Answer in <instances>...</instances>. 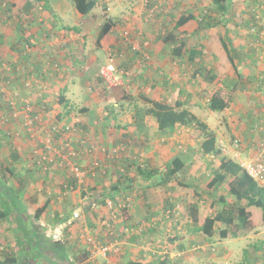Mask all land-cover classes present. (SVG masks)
I'll use <instances>...</instances> for the list:
<instances>
[{"label": "rangeland", "instance_id": "rangeland-1", "mask_svg": "<svg viewBox=\"0 0 264 264\" xmlns=\"http://www.w3.org/2000/svg\"><path fill=\"white\" fill-rule=\"evenodd\" d=\"M191 1L207 4L206 0H98L96 6L90 11L89 14L81 15L75 11L74 7H72L73 3L71 0H50V10H46L42 8L40 4H38L35 5L34 8L29 12L25 11L23 8L25 0H0L1 8L6 6L10 7V9L12 10V12H10L7 8H5L7 9L6 12H0L2 13L0 15V18H3L0 23V33H3L5 36L9 35L12 40V37H17L16 35L26 38L32 36V38H35L43 36L44 32L45 34L43 37L54 36L52 38L53 41L55 42V44H61L60 46L71 43V41L73 40L77 44L75 45L77 51L75 52L76 57L74 60H77L79 68L83 63H85L86 67H90L92 65V62L89 60V58L86 57L87 59L85 61L82 58V55H79V42H85L88 45L89 41L96 38V34L99 30L100 24H102L104 20H107V18H111L116 24L119 25L118 27H121L120 32L123 30V33H128V36H130L129 39L133 41L132 43H134L135 46L139 47L141 46L140 44H143L145 46L146 43H148L150 46L147 50H144L143 52L141 51L142 53H144L142 57L138 56L136 57L137 59H132V67H127V69H124L126 67L121 66V62L117 63L118 60L116 56H112L111 54V57H108L104 49L100 50L99 63H103L101 66H104L107 63H112V65H114V67L116 68L117 72L115 74L118 76L117 78L119 79L120 83L114 86H109L106 84V86L103 82L101 83L99 81L100 84H98L97 87L98 90L102 92V96L104 94L105 98H102V100L106 106L110 107L114 102H117L118 105L114 107L112 106L114 113L116 112L115 110H119L118 114L121 113V110L119 108L120 102H123L124 105L127 102H129V105H133L132 107L130 106V109H125L126 112H124V114L131 115V112H134L136 110V113H138V115H136V119H138L139 123L143 124L141 127L144 129L145 126L148 127L149 125L154 124V118L150 114L144 112L143 105L146 104V102L142 104L143 100L139 97V95H153L154 97L156 95V90H158L162 85L165 86L164 89H166L171 82V75L169 76L167 72H160L159 74H155V72L157 71L164 70L165 67H162L161 64L165 61L166 55L164 54V52H159L158 50L154 51L155 46H151V42L155 39L156 36H158V34H165V30L172 27V18L177 17L178 6H184V8L187 9L189 7L187 4ZM231 4L232 13L238 12V8H240L241 6L244 9H247L246 14L248 15V21H251L252 8L256 6V4H264V0H233L231 1ZM199 13L200 12H198V14ZM7 14H9L11 17L6 18ZM62 25L64 26L62 27ZM192 25H194V23H192ZM190 26L191 25L186 26V28H189ZM31 27H34L35 29H31L30 32H26L29 31ZM44 27H47L48 30L45 31ZM246 28L249 30V25H247ZM245 34H248V32H246ZM259 34L263 35L264 37V32H259ZM145 39L147 40L145 41ZM31 40L37 42L36 45L42 43V39L40 41L34 39ZM196 41L197 43H199L198 36H194V38L190 39L191 44H194ZM160 43V45H162V48L168 51L167 47L162 42ZM11 44L14 43L6 42L2 43V45L0 44V55L7 60L8 55L10 54L12 56L15 51L14 49H11L13 48ZM46 47L48 48V46ZM158 47L159 46L156 45L155 49H158ZM52 51H56V53L59 52V50H56V48H52ZM64 51L66 50L64 49ZM37 59L35 58V60ZM109 59H111V61ZM45 63V65L51 64L50 60ZM255 63L256 62L254 60L252 64L254 68ZM157 64L158 68L155 69L153 66ZM31 66V63L28 62L23 66L21 65L19 72H11L10 75L17 76L16 78L18 79L20 78L22 82H24L23 87L26 88L28 84H30V76L28 75V72L31 71ZM64 66L65 63L61 61V73H59L58 75L64 73ZM235 67H238V65H235ZM99 69L98 71L96 70L98 78H100ZM45 70L46 67L42 65V72H45ZM46 71L47 73H55L52 70L48 71V69ZM125 72H129V75H127ZM142 72H145L146 78L140 80L139 77L140 73ZM242 77L243 76L234 77L232 79L235 81H241ZM36 81L38 82L39 80ZM92 82H95L96 84L99 83L95 79H93ZM141 83L142 90L141 92H139L136 90V85H139ZM254 84L256 83L254 82ZM37 87L38 86H35L34 88L36 89ZM11 89L14 90L9 82H7L5 79L0 80V114H7L8 117H10V120L0 122V163L3 166H7V157L8 153H10V149H12L13 152L15 151L17 156V162L10 165V168L14 170L13 174L9 175V178L3 183L5 187H0V206L3 209L9 208V206H11L9 204V201L12 199L16 200L18 196H22L24 197V199L20 203H18L19 199L17 203H12L14 206V210H9V216L4 219L6 230L5 233L0 235V246L3 245L7 247L2 246V248L0 247V250H2L3 248H5V250H8L14 247L16 251L19 250L21 252L22 256L30 255L35 259L39 258V264H45L44 261L41 260V256L42 259L47 262V264H75L82 262L79 260V262L77 261V258H79L77 257V255H81L79 254L82 250L80 248H82L83 246H88L90 252L89 257L91 260H95L92 264H105L106 260L110 258L109 255H113L114 260H117L115 258L116 253H114V251H111L108 255L99 253L98 250L94 247L93 250L90 251L92 247L89 246L87 238H91L92 240H94L96 246L110 245V240L103 241L102 238L100 239L98 237L100 236L101 232L106 231L108 235L110 234L111 237H114V240H112L113 248H117L118 244H121V246L126 245L129 236L134 235V231L139 227L135 224L133 225L131 220L126 221L121 217L126 221V224H128V229H125V226H122L121 222H119V220L117 219H114L110 213L109 218L107 217V214L104 215L107 220H105L104 217L102 218L100 216V219L97 220L96 213H92L91 217L88 213L87 218H85L84 225H82L81 227L79 223L81 219L73 217V210L74 208L77 209L79 202H76L75 200L77 199L73 198L72 196L76 193H82L81 196H90V200L88 201L90 213L95 212L97 209L101 210L104 207L102 202L106 197L109 196V198L113 199L114 201H119L120 199L125 200L129 207L132 206L135 208H144L141 213L143 215H146L148 211H152V214H147V216H145V218L149 220L144 221L145 226H142L144 228L149 227L148 225H154V223L159 220V223L156 224L157 229L151 230L152 234L150 236L148 234L143 235V239H147V242L150 240V242L148 243V245L150 246L149 251L142 250V254H135V252L127 251V254H123L120 256L121 253L117 248L116 257L123 262L132 258L142 259V262L144 263L151 262L152 264H160L158 261L159 257L165 254L168 256L167 264H170V262H173L176 259H178L177 262H181V264H237L238 262L242 261L244 262V264H264V226L255 228L244 237H237L235 235H232L222 238L217 233H215L211 237L205 234L203 235V233L198 231L193 233L190 230L188 232V235H185V230L187 228L190 229V225L185 219L182 210L188 198L197 201L202 200V203L199 202V204L201 203V205H203L204 213L213 214L220 207V205L218 202L216 203V200L214 201L215 203L211 202V204H209V202L219 195L227 196V191L223 185L215 188L213 187L212 189L206 187V184L209 182L207 178H209L210 180L213 176L211 165H208L206 168H202L205 169V173H203L204 175L199 174L202 178V186H204L202 188L204 189V191H201L199 193V197L198 195L191 196V190H193V188H185L181 186L177 187L175 190L168 189L170 188L168 186V190H165L166 193L162 191L163 193H161L159 197H155V195H158L156 189L157 191L163 190L162 186H154V183H152L151 181H142L140 179V176H136L139 178L140 182H136L134 185L132 182H129L128 189L121 194L120 190H112L111 185L105 184L108 183V180L106 179L107 174L104 175L106 172L103 173L101 164L97 167V170L94 169L92 170V172H86L83 181L80 182L77 188L66 187V181H64V179H69V177H72L74 175L73 169L76 168L77 164L73 162V159L71 157L77 152H74V150L71 149L63 150L62 148H64V146L70 148L72 144L69 139L68 144L66 145L65 137L60 136L66 134L65 136L70 138L73 135H70V133H73L74 129L78 134L83 133V131L81 130V128H75L74 126H72L73 123L68 122L67 125L69 124L70 126L69 131L61 132L59 135L52 133L50 131V124H52L53 119L46 117L50 114V110H46L45 112L40 111V109L43 108L44 104L41 102L34 103V96H32V94H30L29 92L25 97H19L17 93L14 94L13 96H17V99L19 101V104H16V99L13 97L11 98V96L9 95ZM15 90L18 91L20 89ZM83 90L84 92H88L85 87ZM259 90L260 92L264 93V89L260 88ZM159 93H162V95H166L165 91H160ZM178 95L182 97L184 96V92L178 93ZM56 97L57 94L52 92L51 99L54 101V105L57 101ZM81 97L82 95H80L79 98ZM78 100V98L76 101L72 100L75 106L74 111L77 110L78 106L81 104V100ZM85 101L90 103L91 98L88 96ZM7 102L9 103V105L12 104L13 107L7 106ZM25 103L30 107L27 105L25 106ZM32 104H34V106H32ZM140 104L142 105L140 106ZM30 110L36 111V116L38 118L43 116L42 121L35 123L30 116L27 117L28 114L26 112ZM78 114L79 113H76V116ZM204 115L205 121L209 126L212 127V131H214V133L216 134L214 126L216 122L222 119V117H220L222 113L218 111H211L210 113V111L206 109ZM24 116L26 117V120L24 119ZM144 119H150V122H144ZM245 119H247V117L241 119V121L243 122L238 119H235L234 122H229L230 130L228 131L227 129L223 128L222 124L224 132H226L228 135L226 134V137H224L225 139H222L223 145L218 143V139L216 140V144H218V147L220 146V149L224 155L233 156L231 148L227 146L228 144H230L233 138L232 135H236V137L238 138V136L241 134V131H244L243 135L246 134V128H248L249 126L250 129L251 127H254L255 129H257V131L260 129L264 131V125L262 121L257 123H249ZM56 126H58L56 128H59L62 126V123H56ZM172 131H174V129ZM187 134L188 133L184 134L185 137H177V139L179 140V144L175 146V149L172 148L171 150L168 147L169 142L166 143L163 148L161 146L159 152L153 156L152 163L151 158L146 157L144 151H138L141 156L139 163L144 162L145 164L146 162H148L150 167H154L157 163L165 165V163H167L175 153H183L184 155L182 156L184 160L186 161V159H188L187 161L194 165L191 166L189 170H185L189 175V177L185 176V181L189 182V180L191 179L190 173L194 172V170L196 171L197 169V162L200 163L202 159L204 157L206 158L207 156H205L200 151V144L202 139L197 138L193 140L190 139ZM59 137L60 140L57 144L56 139ZM99 137L100 135L96 134V136L89 138L90 142L87 141L88 144L84 145L83 150L85 152H89L87 147L90 145V153H94L96 149H98L96 147L98 146L96 145V141ZM7 140H9V143L7 142ZM150 141L155 142L154 139H150ZM224 141H226V143H224ZM189 142L191 143L188 144ZM102 143L104 142L99 143V145H101ZM45 145L48 146V148L50 147L46 151H44ZM22 146L28 148V154L25 156V159H23L24 153H22L20 149ZM55 146L59 147V151L55 150L57 154L56 156L59 157L57 160L55 159L56 156H50L51 150L53 152V150L56 148ZM187 146H191L190 151H194V149H197L196 152L198 153V159H194V156H192L196 155L195 151L193 153L191 152L192 154L189 152H181V150L186 149ZM262 147L263 146H255V148L259 149H262ZM239 151L240 158L244 161H249L246 160V154L241 150ZM44 154L50 156V159L46 156V158L49 159L47 161H50V165L43 160L38 162L39 157L37 155H39L42 159V157L45 156ZM94 154L97 155V152H95ZM214 159L218 160L215 155H213L212 157L209 156V163L213 164ZM98 160L99 159L97 158L95 159V164L98 162ZM34 162H36V164ZM251 162L256 163L260 162V160H251ZM123 165L129 167L130 164H127V162L125 161ZM163 168L164 166H162V169ZM127 171L130 172L129 169ZM97 173L101 174L104 177L101 178V180H96V186H94L95 188H93V186L88 187L89 185L87 186L86 183L92 184L93 182L91 176ZM44 176H47L46 183L42 182V178ZM180 176L181 175H179V178ZM158 177L159 174L156 176V178ZM50 180L52 181L53 186L50 185ZM260 182L257 183L259 185H264V182ZM75 185L77 186V183H75ZM149 193L154 195L150 198ZM7 196H10V198L7 199ZM46 198L50 200L48 210H45L46 212L44 214H42L39 218H36L34 216V213L36 209L41 206L42 202H45L44 200ZM163 198H170L174 200V209L172 210V212L174 211V216L176 217L175 219L177 222H175L174 218L171 219L170 222L172 225L176 226V229L166 230L163 226L164 223L160 222V219H162L161 221H164L165 216H167V214L164 212L163 207L160 205V202H162ZM203 199H205L206 202H204ZM152 200L156 201L157 203L153 202ZM232 200L233 198L231 196H227V201L232 202ZM93 201L96 202L94 206ZM114 201L108 202H110L111 206H113ZM144 202H146V204H144ZM120 206L123 207L122 204ZM128 206H126L127 210ZM151 216L152 218L150 219ZM140 217L142 216L137 215V220H141ZM170 218L171 216L169 217V219ZM69 219L72 220V224L67 223ZM102 221L104 222L101 223ZM129 223H131V225ZM83 227H86V230H84ZM232 228L233 227L229 226L228 233L231 232ZM165 230L166 232H164ZM180 231H183V235L181 236L179 235V233L178 235L183 238V243L189 245L187 247L188 249H190L191 253V255L186 256V258H184V254H190L189 251H187L186 253H182V251H179L177 247L171 246V244L173 245L174 242H168L166 240L167 235H171L172 233L177 234V232ZM149 237H151V239ZM140 238L141 236L139 235L137 239ZM134 240L135 239H131V241L133 242ZM254 244H256L257 247H255ZM127 246H129V244H127ZM245 249L248 252L247 255L246 251H244ZM148 252L152 255H149ZM153 252H155V254H153ZM159 252H161V254H158ZM74 253L76 255L75 257H72ZM144 253H146V256L144 255ZM157 255H159V257H154ZM245 257L247 258L246 261H244ZM73 258L75 259V261H73ZM189 259L192 260L186 263Z\"/></svg>", "mask_w": 264, "mask_h": 264}, {"label": "crops", "instance_id": "crops-1", "mask_svg": "<svg viewBox=\"0 0 264 264\" xmlns=\"http://www.w3.org/2000/svg\"><path fill=\"white\" fill-rule=\"evenodd\" d=\"M231 1L233 0H229L228 8L227 10L223 12L216 11L217 9H215L216 7L213 5L211 0H206L207 4H203L202 2L198 3L196 1L195 2L191 1L190 3L187 4L189 6L187 8V11H192L196 16V19L189 20L179 29V30L183 29L186 32H189V36L186 42V47L183 51L184 56L182 58H180L181 56L173 57L167 50L163 49L162 45H160L161 44L160 42L162 41L161 39L160 40L158 39V36H156L152 42L150 40V42L152 43L151 46L153 47L154 46L156 47V45L159 46L158 49H155L154 47V51L158 50L159 52H164V54L166 55L165 61L161 64L162 67H165L164 70L157 71L155 72V74H159L160 72H163V73L167 72L169 76L171 75V82H170V85L166 89H164L165 86L162 85L158 90H156L155 91L156 95L154 97L153 95L151 96L139 95V97L142 98L143 100L142 104H144L145 102V99L143 98V96L151 100L165 101L168 103H173L175 100L180 99L183 101L182 107L187 108L194 115H196L200 120H202L208 125V123L205 121L204 113L206 109H208L207 101L209 99V96L218 88H223L226 91L229 90L231 92V95L229 96V99H228L229 101L227 103V106L225 107L223 111H218L222 113V115L220 116L222 117V119L216 122L214 126L216 134L214 133V131H212V127L208 125L209 129L214 133L216 140L218 139V143L221 145H223L222 139H225L224 137H226V134H227L226 132H224L223 128L227 129V131L230 130L229 122H234L235 119H238L241 121V119H244V117H247V119H245L247 122L257 123L258 121H260V119L264 115V93L260 92L259 90L260 88L264 89V39H263L264 37L261 34L251 35L249 30L246 28V26L249 25L251 22V21H248V15L246 14L247 9H244L241 6L240 8H238V12L232 13ZM25 4L26 3L24 2V5ZM7 9L10 12H12L10 7H7ZM209 11L212 12L214 16L213 22H215V25L209 27L208 30L198 27L196 21L200 19L203 16V14L205 13L208 14ZM198 12L200 13L198 14ZM192 23H194V25H192ZM189 25H191L189 27L190 29L186 28V26H189ZM242 25L244 28L242 27ZM63 26L64 25H62V27ZM118 26H119L118 24L114 23L109 33L104 35L98 42L95 41L96 38L89 41L88 45L85 42H79L80 43V47L78 49L79 55L80 56L82 55V58L85 61L87 59L86 57L89 58V60L92 62V65L90 67H86L85 63H83L81 64L79 68L77 64V60H74L76 57L75 52L77 51L75 45L77 44L73 40L71 41V43L60 46L61 44L59 43L55 44V42L53 41L52 38L54 36L53 37H43L45 34L44 32H43V36L35 37V38L31 37V39H34L37 41H40L42 39V43L34 47H31V51H30L31 56L27 58V60L32 61V62H29L31 63V65L32 63L40 64V65H35V70L32 73H28V75L30 76V79H36V80H39L36 77V75L39 73L40 68L42 72V65L45 66L46 70L48 69V71L49 69L52 68L51 64L45 65L46 64L45 62L50 60L51 63L55 64V68H54L55 70H53L55 73H48L47 75H45L46 79L44 83L37 82L35 84V86H38L36 90L39 93H41L40 88H42V86L47 92V94H45L44 96V100L40 102L44 104L45 109H46L51 106V105L49 106L48 104L53 101L51 99V93L53 92L57 94V97H56L57 101L55 102V105L54 103H51L52 106L50 107V109H48L50 110L49 111L50 114L48 115L49 118L53 115V118H50V119H53L52 122L56 121V122H60L64 124H67V122H71L73 123L72 126H74L75 128H81V130L83 131V133L78 134L75 132V129H74L73 133H70V135L73 134L70 138L65 136L66 134L61 135L60 137L62 136L65 137L66 145L68 144L69 139L72 144L70 148L67 147V148H62V149L66 150L69 148L71 150H74V152H77L71 158L73 159V162L77 164L76 167H78L81 171H86V172L91 171L92 172V170L94 169L97 170L98 169L97 167L100 166L101 164L102 165L101 168L103 169V172H106L104 175L107 174L106 179L108 180V183H105V184L111 185V188L112 186L116 187V189L120 190L122 194L125 190L128 189L129 182H132L133 185L136 182H140L139 178L136 176H140V179L146 182L148 181L155 182V180L159 178V177L156 178L157 175H154V174L149 177H145L141 174H138L137 172L138 166H140L141 168L147 167V169L158 170L159 172H161L164 170L166 164L171 162L174 156H176L177 154H180V153H175L170 158V160H168V162L165 163V165H162L161 163L160 164L157 163L155 165L156 167L155 166L150 167L148 162H146L145 164L144 162L139 163L141 156L138 151L140 150L144 151L145 156L150 157L151 163H152L153 156L159 152V150L161 149V146L163 148L166 145V143L169 142L168 147L171 150L172 148L175 149V146L179 144L178 143L179 140L177 139V137L179 138H181V136L185 137L184 134L186 133H188L187 134L188 137L192 139L190 136L192 127H187L186 125H176L174 128V131H170L169 133H166L164 131L161 132V130L157 127V124L154 120L153 125H149L148 127L145 126L143 129L141 127L143 124L139 123L138 119H136V114H137L136 110L134 112H131L130 110L131 115L124 114V112H126L125 109H130V106L131 107L133 106V105H129V102H127L125 105L123 102H120L119 108L121 110V113L119 114H118L119 110H115L116 111L115 113H111V112L109 113L108 109H106L108 106H106L102 100V98H105L104 94L102 96V92L99 91L97 87L98 84H100V82L101 83L103 82L100 78H98L97 72H96V70L98 71L99 67L103 64V63H99L100 50L104 49L106 51L107 56L109 54H112V56L113 55L116 56L118 60L117 63L121 62L120 63L122 64L121 66L126 67L124 69H127V67L128 68L132 67L131 66L133 64L132 59L135 60L137 59L136 57L138 56L142 57V55L144 54L142 53L143 48H141L142 52L141 50H139V53L131 50L130 45L134 44L132 43L133 41L129 39L130 36H128V33H125V32L123 33V30L120 32L121 27H118ZM100 27H101V24L99 26V30H100ZM31 29H35V28L31 27L29 31H26V32H30ZM196 29H198V31H196ZM246 32H248V34H245ZM260 32H264V27L260 29ZM16 36L17 37L15 36L12 37V40H11V37L9 35L5 36L3 33H0V44L2 45V43H6V42H13L14 44H16L17 40L19 39V36L18 35ZM194 36L199 37V43H197L196 41L194 44H191L190 39L194 38ZM146 40L147 39H145V41ZM11 45L14 46L13 44ZM140 45H142L145 48V50H147L150 46L148 43H146L145 46L143 44H140ZM46 46H48V48ZM52 48H56V50H59V52L56 53V51H52ZM64 49L66 51H64ZM188 49H195L199 51L200 53L199 55H196V54L193 55L194 56L193 62L192 61L190 62L192 58L189 57V52L187 51ZM20 54H21L20 51L17 54L15 50L12 56L10 54L8 55V58L18 60ZM35 58L36 59L38 58V59L35 60ZM254 60L256 62L255 68L252 65ZM61 61L65 63V66H64L65 70H64V73L58 75L59 73H61L60 71ZM27 63L28 62H26L25 64ZM235 65H238V67H235ZM199 66L205 67V70L213 71L214 78L212 80H207L206 76H202L201 73L195 71L194 69ZM153 67L155 69L158 68V64L154 65ZM46 70L44 73L47 72ZM11 72H15V70L12 69L10 73ZM118 72H121V71H118ZM125 73L129 75V72H125ZM240 76H243L241 81H235L232 79L234 77H240ZM145 78H146L145 72L140 73L139 79L143 80ZM93 79H95L97 82L99 81L100 82L96 84L95 82H92ZM254 82L256 84H254ZM141 85L142 83L139 85H136L137 87L136 90L139 92H141L142 90ZM84 87L86 88L88 92H84L83 90ZM63 89H65L64 94H66L65 97L67 100V102L65 103H61L58 99V93ZM160 91H165L166 95H162V93H159ZM181 92H184V96L182 97L178 95V93H181ZM80 95H82L81 98H79ZM88 96L91 98L90 103L85 101ZM77 98L81 100V104L78 106V109L74 111L75 106L72 100L76 101ZM142 104H140V106ZM116 105H118L117 102H114L112 104L113 107ZM149 106H150L149 103H146L143 105L144 112ZM209 111L211 113V110ZM76 113H79V114L76 116ZM144 122L149 123L150 119H147V120L144 119ZM222 124H223V128H222ZM145 125H148V124H145ZM246 129H247L246 134H244L246 137L243 135L244 131L243 132L241 131V134L238 136V139L240 140L241 151H243L246 154L247 156L246 160H249V161L260 160V162H256V163L262 162L261 164H263L264 162V131H262V129L257 131V129H255L254 127H251L250 129V126ZM96 134L100 135V137L96 141V145H98L96 147L98 149H96L95 152H97V155L94 154L95 152L90 153L91 151L90 145L87 147L89 152H85L83 150L84 145H87L88 144L87 141H89V138L96 136ZM60 137L56 139L57 144L60 140ZM232 137L234 138L236 137V135H232ZM149 138L154 139L155 142L150 141ZM101 142H104V143L99 145V143ZM190 143L191 142H189L188 144ZM224 143H226V141H224ZM24 146L20 148L21 152L24 153L23 159H25V156L28 154V150H27L28 148ZM227 146L231 148V150L233 149L232 142H230V144H228ZM255 146H263V147L262 149H259V148H255ZM58 149L59 147H56L53 150V152L51 150L50 156L53 155L55 157L57 155L55 150H58ZM190 149H191V146H187V148L181 150V152L183 151L185 153L187 152L193 153L194 151L195 152L197 151V149L196 150L194 149V151H190ZM14 153L16 156L15 151ZM182 155L184 154L182 153ZM204 155L207 157L206 158L204 157L200 163L197 162L196 164L197 172L194 170V172L190 173L191 175L198 176L199 174L205 173L204 172L205 169H202V168H206L208 165L212 166V171L217 166L218 164L217 159L213 160L214 161L213 164L209 163L210 161L209 156L212 157L213 156L212 154H209V155L204 154ZM192 156H194V159H198L197 152H196V155H192ZM58 158L59 157L57 156L55 157L56 160ZM96 158L99 160L95 164ZM187 160L188 159H186L185 161V166H184L185 170H189L191 166H194L192 165V163H189V161ZM125 161L127 162V164L128 163L130 164L129 167L123 165ZM162 166H164L163 169H162ZM263 167H264V164H263ZM128 169L130 172L127 171ZM86 172H85V175H86ZM47 176H44L42 178V182L46 183ZM91 177H92L93 183L92 184L86 183V185L87 186L89 185L88 187L93 186V188H95L94 186H96V180H101V178H103L104 176L97 173L96 175H92ZM74 178H75V183H77V186L75 185V187L77 188L78 185L80 184V180L76 179L75 176ZM207 179L208 181H210L209 178ZM66 180L67 179H64V181ZM71 180L72 179H70V181ZM254 180L256 182L257 181L262 182V180L260 179H254ZM50 183H51L50 185L53 186L52 181ZM154 186H158V185L154 184ZM162 189L163 190H159V191H157L156 189V192L158 195H155V197L156 196L159 197L161 193L163 192L166 193L163 187ZM81 194L82 193L80 194L76 193L72 196L73 198L77 199L75 200L76 202H79L77 209L74 208L73 211H77L78 213L77 218L81 219L79 221L81 227L82 225H84V221H85V218H87L88 213L90 214V217L92 216V213H96L97 220L100 219V217L102 218L104 217V219L107 220L104 215L107 214L108 215L107 217L109 218V213H110L114 219H117L119 220V222H121L122 226L123 225L125 226V229H128L127 228L128 224H126V221L131 220L133 225L135 224L139 228L134 231L135 233L134 235L129 236V239L127 240L128 241L127 244H129V246H127V244L123 246H121V244L117 245V248L119 249L121 253L120 256L123 254H127V251L135 252V254L136 253L142 254V250L149 251L150 246L148 245V243L150 242V240L147 242V239H143V235L148 234L150 236L152 234L151 230H153V227L156 225V223L159 222V220H157L156 223H154V225L150 226L147 224L149 227L144 228L142 226H145L144 221L149 220L145 218V216H147V214H152L153 213L152 211H148L146 215H143L141 213H142V210H144V208L142 207L135 208L132 206L129 207L125 200L120 199L119 201H114L113 199H110L108 196L102 202L104 207L101 210L97 209L95 212L90 213L89 212L90 209L88 207V204H89L88 201L90 200V196L88 195L81 196ZM191 194H192V191H191ZM153 195L154 194L149 193L150 198ZM23 199L24 197L18 196L16 201L20 203L23 201ZM188 199L192 200L191 198H188ZM45 200H49V199L46 198ZM108 201H111V202L114 201L113 206H111L110 202ZM203 201L206 202L205 199H203ZM211 201L209 202V204H211ZM153 202H156V201H153ZM199 202L202 203V200H199ZM43 203L44 202H42L41 206L43 205ZM201 203L199 204L200 212H202L201 215L203 216L210 215L211 213H207V214L204 213L203 205H201ZM9 204L11 205L10 208L14 210L13 204L11 202ZM94 204H96L95 201H93V206ZM121 204L123 205V207L128 206V210L126 212L128 214V219H126V221L122 219L124 218V216L122 215L123 213L121 211L122 210L121 209L122 206H120ZM144 204H146V202H144ZM160 205H161V202H160ZM48 206L46 207V209H44L41 215L46 212L45 210H48ZM169 211L170 210L167 209V212ZM183 211L184 210H182V213ZM173 213L174 211L171 213V215L167 214V216H165L164 218L165 219L164 221H161L162 219H160V222L164 223L163 226L166 230L176 229L175 228L176 226L172 225L170 222L171 219L173 218L175 222H177L175 219L176 217L174 216L175 214L173 215ZM137 215L142 216L140 217L141 220L140 219L137 220L136 218ZM170 216L171 218L169 219ZM151 218L152 216L150 217V219ZM103 222L104 221H102L101 223ZM67 223L72 224V220L69 219ZM129 224L131 225V223ZM216 226H218V223L216 224ZM83 229L86 230V227H83ZM185 231H186L185 235H188L189 229L187 228ZM178 233L181 236L183 235V231L177 232V235ZM173 234L174 233H172L171 235ZM139 235L141 236L142 239L141 238L137 239ZM179 235H178V238L175 241H173L174 243L173 245L171 244V246L177 247L179 251H182V253H186L187 251H189L190 253V249H188L187 247L189 245L184 243L183 250L178 247L181 243H183V238H181V236ZM98 237L100 239L102 238L103 241L110 240L112 242V243L110 242V245H108L110 246V251L107 253V255L110 254L111 251H114V253H116L115 258L117 260H114L113 255H109L110 258L106 260L105 264H118V263L120 264V260L116 257L117 248L116 247L113 248L112 240H114V237L113 236L111 237L110 234L108 235L106 231L101 232L100 236ZM149 238L151 239V237ZM131 239H135L134 242L131 241ZM2 246L3 245H1L0 247L2 248ZM3 247H7V246H3ZM83 247L80 248L82 250L80 251L79 254L84 252V250L88 252L89 247L88 246L87 247L85 246L84 248ZM159 247H158V250H159ZM11 249H15V248L12 247ZM16 252L17 251H15V253ZM18 252L22 258V261L24 259L26 260L29 257L30 260L33 261V263L31 264H39V258L35 259V258H32L30 255L22 256L19 250ZM153 254H155V252H153ZM158 254H161V252H159ZM1 255L2 253L0 252V258H1ZM75 255L76 254L74 253L72 257H75ZM144 255L146 256V253H144ZM149 255H152V254L149 253ZM184 255H185L184 258H186V256H190L191 253L184 254ZM154 257H159V255L154 256ZM41 260L44 261L45 264H47V262H45V260L42 259V256H41ZM130 260L142 261V259H132V258H130ZM177 260L178 259L174 260L173 262H177ZM190 260L192 259H189L186 263H188ZM73 261H75L74 258H73ZM94 261L95 260L90 259L89 253H88L87 257L83 259L82 262L75 263V264H89V263L92 264ZM171 263L172 262H170V264ZM178 264H181V262H179Z\"/></svg>", "mask_w": 264, "mask_h": 264}, {"label": "trees", "instance_id": "trees-1", "mask_svg": "<svg viewBox=\"0 0 264 264\" xmlns=\"http://www.w3.org/2000/svg\"><path fill=\"white\" fill-rule=\"evenodd\" d=\"M71 1L73 3V7L75 11L81 15L89 14L90 11L96 6L98 2V0H71ZM211 1L213 5L216 7L215 8L217 9L216 11L218 12H223L228 8L229 0H211ZM25 3L26 4L23 6V8L25 11L28 12L31 9H33L35 5L38 4H40L41 7L46 10L51 9L50 0H26ZM5 8L7 7L6 6H4L3 8L0 7V12L1 11L6 12L7 9ZM177 11H178L177 12L178 17L172 18L173 19L172 27L165 30L166 31L165 34L164 33L158 34V39L159 40L161 39L163 44L167 47L168 52L173 57L181 56L180 58H182L184 56L183 51L186 47V42L189 36V32H186L183 29L181 30L179 29L189 20L196 19V16L192 11H187V9H185L184 6H178ZM1 14L2 13H0V15ZM10 17L11 16L7 14L6 18H10ZM213 19L214 16L212 12L209 11L208 14L207 13L203 14V16L200 19H198L196 22L198 27L208 30L209 27L215 25ZM1 20H3V18L2 19L0 18V23ZM251 22L254 23L255 29L253 31L249 30V32L251 33V35L259 34L260 29L264 27V24L262 23L261 25H259L258 23H256L254 21L253 16L251 18ZM114 23L115 22L111 18H107V20H104V22L101 24L100 30L98 31L95 41L98 42L104 35L108 34ZM44 30L45 31L48 30L47 27H44ZM196 31H198V29H196ZM31 37L29 36L26 38L19 36V39L17 40L16 44H13L14 45L13 49L16 50L17 54L19 53V51L21 52L18 60L17 59L14 60L12 58L11 59L8 58L7 60L2 56H0V68H1L0 80L5 79L7 82H9L12 85L14 90L11 89L9 95L11 96V98L13 97L16 99L15 100L16 104H19V101L17 99V96H13L14 93H17L19 97L20 96L25 97L29 92L30 94H32V96H34V103H39L40 101L44 100V96L45 94H47L43 86L42 88H40L41 93H39L34 88L35 84L37 83L36 79H30V84H28V86L25 88L23 87L24 82H22L20 78L18 79L16 78L17 76L10 75V71L12 69H14L15 72H19L21 65L23 66L26 62H32L30 60H27V58L31 56L30 53L31 47H34L36 45V42H33L31 40ZM25 44L30 46L29 50L25 48L24 46ZM132 46L133 45L131 44L130 48L134 52L139 53V50H141V48H143L142 49L143 51L145 50V48L142 45L136 48H133ZM187 51L189 52V57L192 58V60L189 59L190 62L194 61L193 55L200 54L199 51L195 49H188ZM3 65L9 66V69L8 70L5 69L4 67H2ZM35 65H40V64L32 63V67H31L32 70L28 73H32L35 70ZM51 66L52 68L49 69V71L55 70L54 69L55 64L51 63ZM194 70L201 73L202 76H206L207 80H212L214 78L213 71L205 70V67L203 66H199ZM47 74H48L47 72L46 73L41 72V68H40L39 73L36 75V77L39 79L38 82L44 83L46 79L45 75ZM101 80L103 81L102 78ZM103 83L106 85L104 81ZM15 89H20V90L16 91ZM64 91L65 89L61 90L58 93V99L61 103L67 102ZM230 95L231 92L229 90L226 91L223 88L216 89L209 96V99L207 101L208 109L211 111H223L227 106ZM143 98L145 99L146 103L150 104V106L145 110V113L153 116L157 124V127L161 131L169 133L175 128L176 125H186L187 127H192V132L190 135L192 139L203 138L200 144V151L206 155L213 154L218 158V164L213 169V176L211 177L210 181L206 184V187L212 189L213 187L215 188L223 185L227 191L226 192L227 196H231L233 198L232 202L227 201V196L225 195H219L218 197L213 198L211 202L213 203L216 200V203L218 202L220 207L213 214L205 215V216L201 215L202 212H200L199 201L188 199L183 206V210H184L183 214L190 225L189 230L192 231L193 233L197 231L202 232L203 234L208 236H213L215 233H217L219 234L220 237L225 238L227 236H232V235H235L237 237H244L245 235H248L251 231H253L255 228L259 226L263 227L264 226V186L259 185L252 176L247 174V172L235 161L236 159L235 157L226 156L222 153L221 149L216 144L215 135L209 129L208 125L202 120H200L187 108L182 107L183 101L180 99L175 100L173 103H168L165 101L151 100L145 96H143ZM51 103H53V101L50 102L48 105L52 106ZM7 106L13 107L12 104L9 105L8 102H7ZM32 106H34V104H32ZM50 107L45 109V106H43V108H41L40 111L45 112L46 110L50 109ZM106 109H108L109 113L110 112L114 113L112 106L107 107ZM36 113H37L36 111L29 112V115L34 117ZM1 115L2 114H0V117ZM136 115H138V113ZM46 117L49 116L47 115ZM263 117L264 115L262 116L260 121H262L264 125ZM50 118H53V116H51ZM8 120H10V117L8 118ZM55 134L59 135L60 133H55ZM7 142L9 143V140H7ZM238 149L241 150V147L239 146ZM181 155L177 154L176 156H174L171 162L166 164L164 170L161 172H159L158 170L147 169V167L141 168L140 166L137 167V172L138 174H141L145 177H149L153 174L154 175L159 174V178L152 183L158 186H162L165 190L168 189L175 190L179 186L185 188H193V190H191L192 191L191 196L198 195L199 197V193L201 191H204V189H202L204 186H202L201 175L197 177L191 175L190 176L191 179L189 180V182L185 181V176L189 177V175L185 171L184 168L185 160ZM16 158L17 156H15L13 150L10 149V153H8V157H7V166H3L0 163V187H5L3 183L9 178V175L13 174L14 170L10 168V165L17 162ZM34 163L36 164V162ZM47 163L50 165V162L47 161ZM179 175H181L180 178ZM202 175L204 174L202 173ZM73 178L74 176L69 177V179L66 180L65 182L66 187H71V188L75 187V178L74 179ZM70 179L72 180L70 181ZM168 186L170 188L167 189ZM111 189L114 190L116 189V187L112 186ZM9 198L10 196H7V199ZM173 201L174 200L170 198L169 199L163 198L161 202V206L163 207L166 214L171 215L172 209L174 208ZM10 202L17 203V201L14 199L10 200ZM49 204H50L49 200H45L43 205L36 209L34 216L36 218H39L41 213L44 211V209H46V207ZM121 209L124 219L125 220L128 219V214L126 213L127 208L122 207ZM167 209H169L170 211L167 212ZM9 210L12 211V209H10V206L9 208L6 209L1 208L0 206V235L5 233L6 226L4 224V219L7 218V216H9ZM217 223L218 226H216ZM229 226L233 227L230 233H228ZM153 229H157L156 225L153 227ZM177 238L178 235L174 233L173 235H167L166 240L168 242H173ZM254 246L257 247L256 244H254ZM178 247L183 250L184 243H181ZM0 251L2 253L0 258V264L33 263V261H31L29 257L26 260L24 259L22 261L19 252L17 251L15 253L16 251L15 249L5 250L3 248ZM244 251H246V255H247L248 254L247 250L245 249ZM88 253H90L89 250L88 252L84 250V252H82L81 255H77V257H79L77 258V261L78 260L82 261L83 259H85ZM167 258L168 256L163 254L162 256H160L158 261L160 264H167L168 263ZM246 259L247 258L245 257L244 261H246ZM178 263L179 262H172L171 264H178ZM120 264H152V263L151 262L144 263L142 261H137V260H127L123 262L120 260ZM237 264H244V262L243 261L238 262Z\"/></svg>", "mask_w": 264, "mask_h": 264}, {"label": "built area", "instance_id": "built-area-1", "mask_svg": "<svg viewBox=\"0 0 264 264\" xmlns=\"http://www.w3.org/2000/svg\"><path fill=\"white\" fill-rule=\"evenodd\" d=\"M252 16L254 17V21L256 23H258L259 25H261L262 23L264 24V4H261V5L260 4H256V6H254L252 8ZM254 29H255L254 23L250 22L249 30L253 31ZM24 46H25V48L27 50L30 49V46H28L26 44ZM132 47L136 48L137 46H135V44H133ZM108 57H111V54H109ZM109 60L111 61V59H109ZM2 67H4L7 70L9 69V66H7V65H3ZM0 72H1V68H0ZM116 72H117L116 68L114 67V65H112V63L111 64L107 63L104 66H101L100 69H99L100 78H102L103 81L109 86L110 85H113V86L114 85H118L120 83L119 79L117 78L118 76L115 74ZM0 78H1V75H0ZM14 94H16V93H14ZM24 105L26 106L27 104L25 103ZM27 106H29V105H27ZM29 112H33V111L30 110V111L26 112L28 114L27 117L30 116ZM36 115H37V113H36ZM36 115L34 117L33 116H30V117L33 119V121L35 123L41 122L42 121V116L40 118H38ZM8 118L9 117H8L7 114H2L1 117H0V122H5V121L8 120ZM24 119L26 120L25 116H24ZM56 127H58V126H56V124H51L50 131L52 133H61V132H66V131L70 130L69 124L68 125H63V126H61L59 128H56ZM232 146H233L232 155H233V157L236 158L235 161L247 172V174L252 176L254 179H260V180H262V182H264V167H263V165L260 164V163H252L251 161H244V160H242L240 158V151L238 149L239 146H240V140L238 138H234L232 140ZM49 148H48V146L45 145L44 146V151L48 150ZM64 148H67V147L64 146ZM40 153H44V152H40ZM37 156L39 157L38 162H40L42 160L47 162V160L50 159L49 158L50 156H47V155L42 157V159L40 158L39 155H37ZM46 156L49 159H47ZM48 162H50V161H48ZM73 170H74V176L76 177V179L80 180V182H81L84 179L86 171H81L78 167L74 168ZM126 198H128V197H126ZM73 217L74 218L78 217L77 211H73ZM87 242H88L89 246L92 247L90 249V251L93 250V247L95 249H97L99 253H102L103 255H106L110 251V246H108V245L96 246L95 241L92 240L91 238H87Z\"/></svg>", "mask_w": 264, "mask_h": 264}, {"label": "clouds", "instance_id": "clouds-1", "mask_svg": "<svg viewBox=\"0 0 264 264\" xmlns=\"http://www.w3.org/2000/svg\"><path fill=\"white\" fill-rule=\"evenodd\" d=\"M56 123L59 124V122H56V121H55V122H54V121L52 122V124H56ZM67 123H68V122H67ZM50 125H51V124H50ZM63 125H67V124L62 123V126H63ZM262 186H264V185H262Z\"/></svg>", "mask_w": 264, "mask_h": 264}]
</instances>
